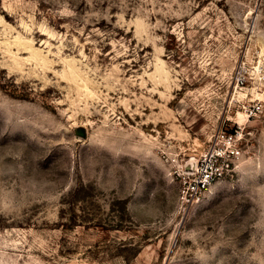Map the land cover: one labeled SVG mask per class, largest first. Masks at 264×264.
Wrapping results in <instances>:
<instances>
[{
    "label": "rangeland",
    "instance_id": "374dc122",
    "mask_svg": "<svg viewBox=\"0 0 264 264\" xmlns=\"http://www.w3.org/2000/svg\"><path fill=\"white\" fill-rule=\"evenodd\" d=\"M0 264H264V0H0Z\"/></svg>",
    "mask_w": 264,
    "mask_h": 264
},
{
    "label": "built area",
    "instance_id": "2783aa9c",
    "mask_svg": "<svg viewBox=\"0 0 264 264\" xmlns=\"http://www.w3.org/2000/svg\"><path fill=\"white\" fill-rule=\"evenodd\" d=\"M236 140V134L232 131L217 134L198 160L196 169L183 177V197L191 199L199 196L212 183L232 174L234 161L240 154Z\"/></svg>",
    "mask_w": 264,
    "mask_h": 264
},
{
    "label": "water",
    "instance_id": "95a60500",
    "mask_svg": "<svg viewBox=\"0 0 264 264\" xmlns=\"http://www.w3.org/2000/svg\"><path fill=\"white\" fill-rule=\"evenodd\" d=\"M84 131H85V130H84L83 127H79V128H78V132H79L80 134H84V133H85Z\"/></svg>",
    "mask_w": 264,
    "mask_h": 264
},
{
    "label": "bare ground",
    "instance_id": "6f19581e",
    "mask_svg": "<svg viewBox=\"0 0 264 264\" xmlns=\"http://www.w3.org/2000/svg\"><path fill=\"white\" fill-rule=\"evenodd\" d=\"M21 43V42H20ZM30 47V46H29ZM20 48V47H19ZM21 61V60H20ZM38 61V60H37ZM45 64V63H44Z\"/></svg>",
    "mask_w": 264,
    "mask_h": 264
}]
</instances>
